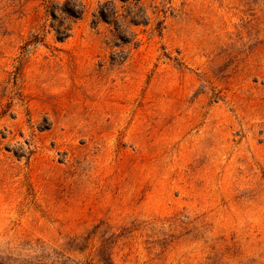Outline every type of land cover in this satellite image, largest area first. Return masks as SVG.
Wrapping results in <instances>:
<instances>
[{"label": "rangeland", "instance_id": "rangeland-1", "mask_svg": "<svg viewBox=\"0 0 264 264\" xmlns=\"http://www.w3.org/2000/svg\"><path fill=\"white\" fill-rule=\"evenodd\" d=\"M0 264H264V0H0Z\"/></svg>", "mask_w": 264, "mask_h": 264}, {"label": "trees", "instance_id": "trees-1", "mask_svg": "<svg viewBox=\"0 0 264 264\" xmlns=\"http://www.w3.org/2000/svg\"><path fill=\"white\" fill-rule=\"evenodd\" d=\"M76 1V0H75ZM76 11L75 14H77L78 16H82L85 12H86V7L84 5H82L81 3H78L75 7ZM116 16H114L113 18H116ZM100 18L104 21L109 20V17L105 15V13L103 11H100Z\"/></svg>", "mask_w": 264, "mask_h": 264}]
</instances>
